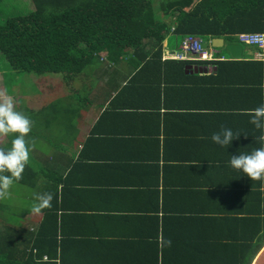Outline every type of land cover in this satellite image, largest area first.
Here are the masks:
<instances>
[{"label":"crops","instance_id":"1","mask_svg":"<svg viewBox=\"0 0 264 264\" xmlns=\"http://www.w3.org/2000/svg\"><path fill=\"white\" fill-rule=\"evenodd\" d=\"M231 1L237 10L257 5L259 31L242 33L264 35V0ZM161 20L176 25L177 15ZM212 22L217 26H212L215 34L202 40L214 60L144 69L148 85L122 94L117 107L123 108L115 115L106 114V109L123 87V65L131 67L126 59L115 62L118 72L97 77L102 82H95L91 93L80 92L74 101L70 98L77 109L79 101L110 88L109 94L83 103L69 129H75L74 135L53 146L61 156L51 162L58 199L63 189L73 199L81 194L82 228H94L105 234L101 240L110 242L108 249H100V259L95 258L101 260L99 264H214L213 260L258 264L264 254V236L253 257L250 248L257 219L263 225L264 179L251 180L229 165L230 155L261 146L255 138L262 132L250 121L252 110L264 104V47L239 43L237 36L242 33L229 18ZM171 35L162 45L165 60L180 51L184 39L168 40ZM214 39L223 46L214 48ZM230 43L241 44L240 58L224 51ZM223 61L238 64L219 68L216 62ZM172 79L174 83L168 85ZM146 104L150 107L144 109ZM221 128L239 136L221 147L211 140ZM252 183L259 187L258 200ZM29 214L41 218L40 212ZM120 239L126 243L116 249L112 240ZM91 242H96L93 234L86 241Z\"/></svg>","mask_w":264,"mask_h":264},{"label":"trees","instance_id":"2","mask_svg":"<svg viewBox=\"0 0 264 264\" xmlns=\"http://www.w3.org/2000/svg\"><path fill=\"white\" fill-rule=\"evenodd\" d=\"M2 1L0 0V4ZM30 1L33 10L28 14L0 18L2 61H6L12 73L28 74L31 80L32 76L35 77L32 84L34 87L38 86L37 77L42 74L59 81L56 86L63 93L61 95L69 99L73 98L74 101L78 93L84 95L82 92L86 94L92 92L91 83L97 77L100 78L102 74L109 72H118L119 68L114 67L119 64L115 62L120 58L126 59L131 67L123 65L126 67L123 87L111 98L106 109V114L109 115H115L123 108V106L117 107L122 102L118 99L122 94L139 92L138 89L148 85L144 78L146 75H142L144 69L153 67L154 64H176L181 68L182 63L192 65L209 62L173 59L172 56L180 51L171 54L169 60L162 59V45L167 35L204 39L215 34L212 26L216 28L217 26L213 24V19L226 18L238 26L239 33L259 31L258 26L255 25L257 5H248L247 8L242 6L241 10H237L236 2L231 0ZM175 15H177L176 25L170 26L165 20H161L162 16L169 18ZM227 41L236 42L232 38ZM110 63L112 65L115 63L116 66H111ZM216 64L221 68L224 64L234 67L238 63L223 61ZM260 73L259 70L258 74ZM54 75L60 77L56 78ZM173 83L174 79L167 81L168 85ZM158 85L159 83L155 85L154 95ZM56 95L57 93L53 94L50 91L47 93V90L42 89L37 94L34 92L33 95L27 96L29 102V97L33 98V102L26 110H34L36 111L34 114L39 116V119L37 117L34 119L35 123L31 124V130L25 136L30 146L29 150L38 149L35 143H33L34 147L33 144L31 145L35 140L43 139L45 142H50L44 130L51 127V124L54 123L57 128L65 126L66 130L73 127V115L84 106L83 103L87 105L91 102V99L79 101V105L76 104L77 109L62 107L55 101ZM147 107L150 105L143 106L144 109ZM13 135L15 134H5L7 142L0 146V149L11 146ZM13 181L38 189L37 195L49 193L52 195V200L50 206L39 211L41 218H38L35 229H25L19 224L11 223L0 230V264H99L101 262L98 260L103 255L100 249H108L110 242L108 239L101 240L105 234L97 232L94 228H82L84 214H79L84 209L81 208L83 202L81 194L73 199L63 189L59 194L60 200L58 199L57 183L51 162L47 163L39 157L35 160L29 154V160L20 178H13ZM252 184V194L258 200L259 187ZM21 214L20 217H25L28 211H21ZM257 220L259 226L252 230V244H250L252 257L263 245L261 241L264 236V220L261 227L260 219ZM92 234L96 242L88 245L86 241L92 238ZM125 241L112 240V244H117L116 249H119L124 246ZM262 257L264 254L258 259V264H264ZM212 262L229 264L228 260ZM232 263L237 262L234 260Z\"/></svg>","mask_w":264,"mask_h":264},{"label":"rangeland","instance_id":"3","mask_svg":"<svg viewBox=\"0 0 264 264\" xmlns=\"http://www.w3.org/2000/svg\"><path fill=\"white\" fill-rule=\"evenodd\" d=\"M156 7L157 5L155 3L154 8L156 9ZM32 10L33 5L30 0H3L0 4V18H10L15 15L28 14ZM175 37L176 35H171L168 37V40H171ZM2 58L3 57L0 58V99L8 98L14 94L16 100L18 101V103H16L17 101L14 102L15 98L10 97L13 100L14 109H18L17 111L27 115L31 120V124L35 123L34 119L36 117L39 119V116L34 114L36 111L26 110V108L29 109V104L31 105L33 102V98L29 97V102L27 96H30V94L33 95L34 92L37 94L40 90L45 89L47 90V93L49 91L53 94L57 93L55 101L59 106L72 107V105L69 103L70 99L65 95L62 96L61 94L63 93L57 88L56 84L58 85L59 81L49 78L48 75L46 76L42 74L37 77L38 86L34 87L32 84L35 77L32 76L33 79L31 80L28 74L12 73V70L9 68L6 61H2ZM52 76L53 75H51V77ZM54 76L56 78L60 77L59 75ZM95 82L98 85L101 84L102 81L96 78L95 81L91 83V85H94ZM51 88H53L52 91L50 90ZM6 89H10L12 91L8 92ZM109 89L110 88H103V91H96L98 93L91 94L89 98L91 101L97 100L99 94H109V92H106L109 91ZM23 93H25V95H23ZM4 94L7 96H4ZM85 111H87V109ZM76 117L77 115H75L73 120H76ZM56 126L57 125H54L53 123L51 124V127L44 130V132L47 134V137L50 139V142H45L43 139H39L31 143V145L35 143V146L38 147L36 150H29V154L34 157L35 160L36 157H39L47 163H55L59 160L61 155L59 156V153H57L56 150L60 151V149L54 148L53 146H60L62 141V144H65L64 139H66L67 136H73L75 129L73 128V130L69 132V129L66 130L65 126L60 128H57ZM84 128H86V125H84L83 128L79 127L78 129ZM6 142L7 138L5 134H0V146L4 145ZM32 147H34V144ZM36 151H38L39 154L36 155ZM38 191L39 190L36 188L33 189L13 181L6 194L0 195V230L3 227H7L8 224L11 225V223L19 224L25 229H35L38 223V216L36 217L34 215L32 217V215L29 214L25 217H20V215L22 216L21 211H28V213L31 212L30 210H32L33 205L37 203L36 196L37 193H39Z\"/></svg>","mask_w":264,"mask_h":264},{"label":"clouds","instance_id":"4","mask_svg":"<svg viewBox=\"0 0 264 264\" xmlns=\"http://www.w3.org/2000/svg\"><path fill=\"white\" fill-rule=\"evenodd\" d=\"M202 41L204 43V40ZM252 113L250 122L262 132L260 136L255 138L261 143V146L252 149L250 152L230 155L229 165L233 169L242 171L251 180H262L264 179V104L253 109ZM30 130V118L14 109L12 98L0 99V134H15L12 136L11 146L7 149H0V195L6 194L13 183V178L19 179L24 171L29 160L30 147L25 136ZM238 136L230 128H221L212 134L211 140L223 147L230 145ZM51 200L52 195L49 193L37 195V203L33 205L30 211L38 213L41 208L50 206Z\"/></svg>","mask_w":264,"mask_h":264},{"label":"built area","instance_id":"5","mask_svg":"<svg viewBox=\"0 0 264 264\" xmlns=\"http://www.w3.org/2000/svg\"><path fill=\"white\" fill-rule=\"evenodd\" d=\"M238 41L242 44L256 46L263 49L264 35L259 33H242L238 35ZM176 60L186 61H211L213 60L212 52L207 50L203 41L197 37L188 36L181 45L178 54L172 56Z\"/></svg>","mask_w":264,"mask_h":264},{"label":"water","instance_id":"6","mask_svg":"<svg viewBox=\"0 0 264 264\" xmlns=\"http://www.w3.org/2000/svg\"><path fill=\"white\" fill-rule=\"evenodd\" d=\"M216 41V42H215ZM221 40L219 39H214L212 42V46L214 48H220L222 47V42L221 44L219 43ZM224 51L229 54L231 58H240L241 57V51H242V46L239 43H230L226 44L224 47Z\"/></svg>","mask_w":264,"mask_h":264}]
</instances>
